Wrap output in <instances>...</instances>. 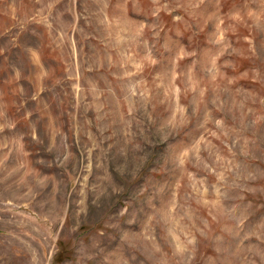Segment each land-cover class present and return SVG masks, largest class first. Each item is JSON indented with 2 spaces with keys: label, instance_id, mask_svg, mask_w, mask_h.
<instances>
[{
  "label": "rangeland",
  "instance_id": "rangeland-1",
  "mask_svg": "<svg viewBox=\"0 0 264 264\" xmlns=\"http://www.w3.org/2000/svg\"><path fill=\"white\" fill-rule=\"evenodd\" d=\"M0 264H264V0H0Z\"/></svg>",
  "mask_w": 264,
  "mask_h": 264
}]
</instances>
